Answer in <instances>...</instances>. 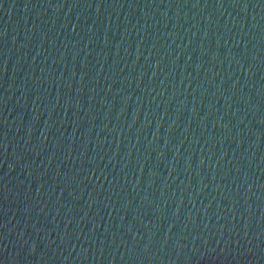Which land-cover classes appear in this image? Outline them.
Masks as SVG:
<instances>
[{"label":"water","instance_id":"1","mask_svg":"<svg viewBox=\"0 0 264 264\" xmlns=\"http://www.w3.org/2000/svg\"><path fill=\"white\" fill-rule=\"evenodd\" d=\"M0 264H264V0H0Z\"/></svg>","mask_w":264,"mask_h":264}]
</instances>
